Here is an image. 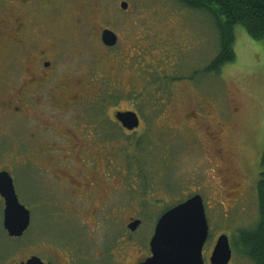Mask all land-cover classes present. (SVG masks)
<instances>
[{
	"label": "rangeland",
	"instance_id": "374dc122",
	"mask_svg": "<svg viewBox=\"0 0 264 264\" xmlns=\"http://www.w3.org/2000/svg\"><path fill=\"white\" fill-rule=\"evenodd\" d=\"M15 1L0 0V9L4 10L0 12V24L5 32L0 38V75L11 76L15 71L14 81L21 79L23 83L39 50L56 45L46 37H58L60 63L55 74L66 83L65 92L69 96L72 92L76 98V104L68 106L64 114L65 124L74 125L76 120V126L88 125L87 112L82 114L86 106L94 105V97L101 90H116L123 98L111 103L112 107L139 109L144 126L151 127L140 128L128 136L112 129L110 140L99 138L98 146L90 150L95 151L99 182L105 189L101 194L112 197L114 214L102 215L100 222L112 225H100L97 230L90 225L92 217L87 219L84 235L94 229V240L83 242L76 255L86 259L77 260L81 264H133L148 251L154 224L165 205L172 207L198 193L209 225L203 257L208 259L217 236L225 233L232 249L228 264H252L236 252V232L254 224V186L264 173V40L250 38L236 25L235 60L225 64L216 75L203 74L202 69L217 52V34L210 17L186 9L175 0H33L37 17L30 11L29 0L22 12L28 18L29 28L42 31L45 40L33 43L28 53L11 45L4 50L2 46L8 45L5 39L13 30L12 18L16 16L13 13L7 18L6 14L13 12V4L20 11ZM122 2L127 3L126 9L121 7ZM104 28L118 36L117 45L109 51L99 44L96 34ZM75 78L77 87L72 85ZM164 83L168 88L163 91ZM154 92L161 98L165 95L159 109L156 107L158 111L138 106V94L148 103L150 98L155 99ZM4 122L0 139L5 138V148L0 166L10 167L17 197L31 212L32 220L22 236L9 237L3 229L0 210V264L18 262L32 254L68 264L74 251L60 242L75 235L80 219L76 214L72 218L52 216L46 213L47 208L32 206L33 201L44 200L33 197L27 168L15 165L28 152L26 145L18 147L17 141L22 139L18 130L23 129L26 135L30 128L23 120L16 125L12 118ZM79 131L86 137L85 130ZM85 143L89 145V140ZM16 152L22 155L14 157ZM137 166L147 176L148 184H142V191L161 201L148 203L141 215L142 229L128 237L124 227L128 216H139L132 210L129 214L125 206L133 200L128 195L139 189ZM222 177L235 189L239 185L244 189L238 201L231 192H222ZM48 183L50 189L55 188L56 183ZM94 202L99 205L100 200ZM108 215L115 218L104 220ZM46 234L52 244L40 241Z\"/></svg>",
	"mask_w": 264,
	"mask_h": 264
},
{
	"label": "flooded vegetation",
	"instance_id": "af4514ba",
	"mask_svg": "<svg viewBox=\"0 0 264 264\" xmlns=\"http://www.w3.org/2000/svg\"><path fill=\"white\" fill-rule=\"evenodd\" d=\"M28 1L29 0H16L13 3L17 2V8L20 11L17 12L15 10L16 4H13V7L11 6L14 8L13 12L10 14L8 11L6 14L7 18L13 13L16 14V16L15 18H12V23H14L13 30L9 34L8 38L5 39V42H7L8 45L3 44L2 46L4 50L9 49L11 46L14 48L21 47L23 51H27L28 53L30 52L33 43L37 44V40H45L42 31L35 32L29 28L27 23L28 18L22 12L23 5L28 3ZM34 1L35 3H38V0ZM34 1L30 0V11L34 13L35 17H37L38 14ZM37 9L40 8L38 7ZM3 11L4 10L0 9V12ZM9 20L11 22V18ZM37 29L43 30L42 26H37ZM102 30L96 33L99 44L106 51L114 49L118 43V36L116 35L117 41L114 46H106L101 41ZM4 33L5 32L2 30V26L0 24V38H2ZM46 38L48 42L56 45L47 46L41 50L38 49L39 52L35 58L31 60L30 68L27 69V77L26 79L25 77L23 78V80L25 79L23 83H21V79L14 81L13 75L15 74V71H13L11 76H4L3 74L0 75V135L3 131L5 123L4 120L6 118H12V122L15 125L21 120L27 122L26 125L28 128H30L29 133L24 135L22 133L23 129H19L18 131L20 133H18V135H20L22 139L17 141V144L19 148H23L26 145L28 152L25 154V157L21 159V161L17 160L15 165H23L20 167L21 169L27 168L29 178L31 179L33 197H41V199L44 200L41 202L33 201L32 206L34 208L37 206L41 207L42 210L47 208L46 213L49 212V214L52 216L54 214H62L63 217L72 218L76 214L77 218L80 219L75 227V235L67 237L66 241H64L61 237L62 240L60 244L63 245L62 242H65V245L69 246L74 251V255L69 258L68 264H81V262L77 259L85 260L86 258L77 256L76 251L81 249L84 241L90 242V240H94V229L92 231L90 230L89 234L87 231L86 237L84 235V226L88 225L87 219L92 217L93 221L90 225L94 226L97 230L100 225H112L111 222H100L102 215L108 212V214H114V210L111 209L112 197L110 198L109 195L103 196L101 194L103 192L102 189H105L100 185L99 182V166L96 162L97 158L95 155L93 156L95 151L91 152L90 150L92 147L98 146L100 139L110 140L112 129L115 131L118 130L124 135H130L138 131L140 128L150 130L151 127L150 125L144 126L140 113L137 110H134L139 118L138 127L132 130L124 128L122 124L115 118V113L117 111H125L127 108L117 109L113 107L112 109L110 108L111 111L109 110L108 112H105V116L107 117L108 121L106 119L104 120V122H109L112 125L101 126V120L98 117L99 111L93 112L88 109V106H86V109L82 112V114H84L85 111L87 112V117L89 119L87 123L88 125H83L80 127L76 126V120L74 125L69 126L65 124L66 121L64 119V114L67 112L68 106L71 107L76 104V98H73L72 92L70 94L71 96H69L68 92H65L64 87H66V83L62 81L63 78L60 79L58 78L59 75L55 74V69L57 71V66H59L58 63H60V47L58 44L60 43L59 40L61 39L51 36H47ZM60 66H62V64ZM74 81V83H71L77 87V79L75 78ZM112 94L115 96V93ZM97 98L98 97H94V100ZM36 112L41 115L37 116ZM43 114L45 116H43ZM186 124H188V121ZM79 129L85 130L84 133L86 137H82L80 135L81 132ZM18 135L16 139H18ZM3 139H0V161L3 158L1 156L2 150L5 148L3 146L5 145L3 143ZM84 140H89V145H86V143L83 145ZM20 155H22L21 152H16L14 157ZM10 159L12 160V157ZM107 164L108 162L106 165ZM4 170H6L11 176L9 166H0V172ZM226 179V177H222L221 179V184L223 187L222 192L227 194L231 192L235 198V201H238L244 195V189L241 187V185L236 186L237 189H235L230 185V183L226 181ZM49 181L56 183L54 189L49 188ZM223 181H225V183H223ZM191 195L188 196L187 194L186 196L190 197ZM128 196L129 199H133L125 205L129 214L132 210L134 213L139 215L128 216L124 224V227L126 228L125 234L130 237L131 235H136L137 232L142 229L143 225L141 215L143 212H145V210L148 209V203L158 204L161 200L156 196H147V191H139ZM61 198L62 200H60ZM99 200V205L97 203L95 205L94 201ZM176 204L177 203H175V205ZM0 210L2 211L3 216L4 199L1 195ZM114 218L115 216L110 215L103 217L104 220ZM31 220L32 215L30 212V223ZM133 221H139V224L135 227L130 225L133 223ZM43 240H47L50 244L53 242L49 240L47 234L45 235L44 239H40V241ZM57 242L59 243V241ZM54 243L58 244L56 242ZM32 255L38 257L40 256L37 254ZM149 256L150 251L148 245V251L146 250L143 255H140L133 264H139ZM26 259L18 262H10L8 264H21ZM41 260L44 263L57 264V261L51 257ZM204 262L206 264L208 259L206 260L204 258Z\"/></svg>",
	"mask_w": 264,
	"mask_h": 264
},
{
	"label": "water",
	"instance_id": "95a60500",
	"mask_svg": "<svg viewBox=\"0 0 264 264\" xmlns=\"http://www.w3.org/2000/svg\"><path fill=\"white\" fill-rule=\"evenodd\" d=\"M121 7L127 8L122 2ZM101 41L112 47L116 44V34L104 29ZM115 118L128 130L137 128L139 118L134 111H117ZM0 195L4 199L2 226L9 237H20L30 224V211L18 199L10 174L0 172ZM139 221H133L134 227ZM133 228V227H132ZM209 225L205 208L199 194H193L182 202L165 210L156 220L149 239L150 256L139 264H205L203 247L208 239ZM232 257L228 236H217L208 256V264H228ZM21 264L44 263L32 255Z\"/></svg>",
	"mask_w": 264,
	"mask_h": 264
},
{
	"label": "trees",
	"instance_id": "16d2710c",
	"mask_svg": "<svg viewBox=\"0 0 264 264\" xmlns=\"http://www.w3.org/2000/svg\"><path fill=\"white\" fill-rule=\"evenodd\" d=\"M175 1L186 9L202 12L206 16L210 17L214 28L213 30L217 34V52L209 63L202 69L201 72H203V74L212 73L216 75L225 64L235 60L233 45L234 27L236 25H240L250 38L254 40H264V0ZM165 86L166 84L164 83L162 89L163 91L168 88ZM101 91L97 94L98 98L94 100V105H90L88 109L93 112L99 111L98 117L101 120V126L112 125L109 122H104L105 119L108 121L105 116V112L109 111V107L114 106L111 103H115L120 99V97H123L122 95L114 92L116 90L105 93H101ZM112 93H115V96ZM153 94L155 99L150 98L148 103L143 101L138 94V106L141 104L145 108L158 111L161 105L160 103L165 100V95L161 98L159 94L155 92ZM137 97H135V101L137 100ZM138 106L135 107L138 108ZM134 110L137 109L129 108V111ZM153 113H155V111ZM115 132L119 133L120 131L117 130ZM140 141V138H138L136 143L139 144ZM136 169L138 170V176L135 175L137 178L136 184L139 189L133 192L142 191V184L143 187H146L148 184L147 176L143 172V169L140 166H137ZM254 188L256 192L257 217L254 221H252L254 224L250 228H242L238 231V233L236 232L237 247L239 246V249H237L236 252L246 257L252 262V264H264V173H261ZM167 208V205H165V209Z\"/></svg>",
	"mask_w": 264,
	"mask_h": 264
}]
</instances>
